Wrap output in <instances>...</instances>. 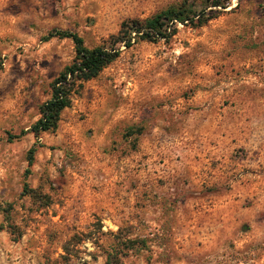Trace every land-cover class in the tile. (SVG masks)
Listing matches in <instances>:
<instances>
[{"label": "rangeland", "instance_id": "rangeland-1", "mask_svg": "<svg viewBox=\"0 0 264 264\" xmlns=\"http://www.w3.org/2000/svg\"><path fill=\"white\" fill-rule=\"evenodd\" d=\"M182 1L0 0V264H264V0L120 46L54 132L9 139L74 58L51 31L108 48Z\"/></svg>", "mask_w": 264, "mask_h": 264}, {"label": "trees", "instance_id": "trees-1", "mask_svg": "<svg viewBox=\"0 0 264 264\" xmlns=\"http://www.w3.org/2000/svg\"><path fill=\"white\" fill-rule=\"evenodd\" d=\"M229 6V0H183L155 15L145 19H129L121 23L117 34L111 35V47H86L83 39L69 31H51L45 39L53 37L69 38L74 44V58L50 83V98L38 106L39 117L28 129L21 130L9 139H18L26 133L36 138L43 132L57 129L61 112L70 106L72 96L79 94L83 84L98 74L115 60L123 46L130 48L139 41L155 43L168 41L176 32L179 24L200 27L217 17ZM36 149L33 145L27 152L28 165L31 166ZM107 264H121L118 256H109Z\"/></svg>", "mask_w": 264, "mask_h": 264}]
</instances>
